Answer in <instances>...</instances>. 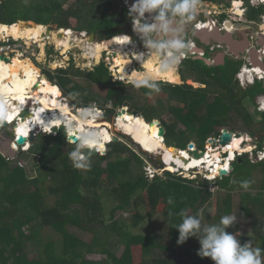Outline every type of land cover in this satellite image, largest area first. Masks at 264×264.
<instances>
[{"label":"trees","instance_id":"obj_1","mask_svg":"<svg viewBox=\"0 0 264 264\" xmlns=\"http://www.w3.org/2000/svg\"><path fill=\"white\" fill-rule=\"evenodd\" d=\"M70 1L5 0L1 3L0 0V24H54L58 29L97 34L125 23L123 15L111 9L112 0H76L74 6L66 9L65 6ZM153 2H161L167 6L168 16L178 19L192 15L188 12L192 5L201 2L220 3L219 0ZM249 2L250 0H246L248 20H259L264 15V7H250ZM73 19L77 27H72ZM199 63L205 66L201 77H206L199 82L209 86L198 90L187 84L114 82L103 62L90 72L77 69L72 64L66 70L59 69L53 74L47 72L46 75L71 104L80 108L88 109L91 104H95L98 109L109 111L113 115L119 108L132 107L148 122L157 118L159 112H168L170 118L161 120L164 122L166 136L169 137L172 131L180 130V127L182 145L177 148L186 151L187 148L181 146L189 145V135L198 140L200 150L203 151L210 138L220 135L217 128L237 126V121L242 120L250 133L254 125L248 110L242 108L240 101L232 95L233 91H229L227 95L224 93L229 89L230 76L235 77L240 66L231 68L221 77H217L216 72L211 77L214 71L211 72L208 65L197 60L184 67V81L194 80L190 74H199L196 68ZM190 66L193 67L191 70ZM207 78L212 81L209 82ZM81 81L87 82L88 86ZM38 83L50 84L42 78L38 79ZM261 83L257 81L243 99L250 98V103L256 102L257 97L264 94V85ZM95 86L107 89L106 95L103 97L93 92ZM153 96H159L157 104L147 105V100ZM109 103L113 106L111 110H107ZM261 118L264 125V113ZM166 136L165 144L171 147V144H167ZM120 137L129 140L125 135ZM126 147L133 153V160L129 159L122 142L117 140L107 146L104 155L103 151L102 155L88 153L76 165L75 158L82 154L78 143H69L67 136L60 133L56 136L39 133L28 151L38 157L35 177L29 176L20 161L8 160L0 152V264H131V249L134 246H139L142 250L143 261L140 264H190L188 261L194 259L197 260L194 264H252L254 259L251 255L248 256V242L244 241L239 245L232 238L237 234L238 227L236 223L228 221L234 211L233 200L237 192L240 197L239 213L253 219L252 237L262 241L259 253L264 256V160L254 164L247 154L238 158L232 174L217 181L219 190L215 194L208 191L205 182L182 178L171 172H166L164 178L157 176L152 181L147 180L143 170L144 159L129 145ZM257 148V151H263L264 140H259ZM239 159L243 166L239 164ZM246 163L263 175L259 191L254 192L256 185L251 169L247 173L241 170L245 169ZM48 182L49 197L58 200L56 207L46 206L48 196H44L39 187V184ZM148 183L156 184L153 191L156 204L160 203L162 196H167L172 198L176 206L190 210L192 216L186 217L184 224L189 231L188 242L179 236L172 217H168L170 241L161 234L156 235L158 233H133L144 221L138 212L131 214L129 218L120 217L133 210L132 207L139 200L142 201L144 185ZM215 198L217 210L212 218L211 207ZM106 203L112 204L109 217ZM202 212L208 222L210 219L217 221L215 225H210V230L219 236L216 244L208 241L210 235L201 229L204 224L201 228L192 224L193 216ZM148 216L151 217V214ZM107 221L109 225H106ZM101 223L105 224L109 237L95 234L89 242L71 231L72 228L93 231L90 225ZM46 234L49 235L45 236ZM111 234L118 238L116 245L123 248L120 256L111 249ZM57 243L62 245L61 253L57 252ZM89 254H99L105 259L92 261L88 259Z\"/></svg>","mask_w":264,"mask_h":264},{"label":"rangeland","instance_id":"obj_2","mask_svg":"<svg viewBox=\"0 0 264 264\" xmlns=\"http://www.w3.org/2000/svg\"><path fill=\"white\" fill-rule=\"evenodd\" d=\"M148 2H150V1H148ZM219 2L221 3L222 8H224V7L227 8L228 4H231V7H228L229 8L228 13L230 15H233V11L237 12V10H234V6H233L234 0H219ZM220 3L215 4V3L201 2L194 9H192L190 11L192 15L185 17V19H183V20H181V19L178 20L179 21V27L182 29V30H180V37L182 38V40L184 42H188V40L190 39L189 31L193 30L194 25L197 24L201 20L202 21L206 20L205 13L207 12V9H214V6L216 7V5H218ZM75 4H76V0H71L65 6V8L66 9L70 8L71 6H74ZM118 4L121 5L120 0H119ZM153 6H154V4H153ZM259 6H260L259 8H262V6L264 7V4H261ZM123 8H124L125 13H126L124 20L128 19V22H129L131 20L130 19L131 14H128V11L125 7H123ZM245 8H246V6H245ZM112 9L114 11H116L114 8H112ZM237 15L241 16V15H239V13H237ZM241 18H243V17H241ZM263 20H264V18H263ZM263 20H262V22H263ZM23 23H26V22H23ZM29 23H33V22H29ZM71 25H72V27H77V23L74 19L71 20ZM189 26H192V27H189ZM46 27L48 28V30H51V32H60V30H61V29H58V27L54 24H50ZM241 27H243V26H241ZM115 29L116 28H114V30ZM229 30H232V29H229ZM126 34H122V35H126ZM90 40L85 39V40H83L84 42H81L82 41L81 39L80 40H77V38L71 39V42H70L71 50H69L66 54H63V49L61 47L62 45H60V43L59 44L54 43V42L50 41L48 38L44 42V44H45V46H44L45 56L43 58H40V54H41L40 44H32V45L28 46L25 42V45L27 47H26V54L24 56L23 55L22 56L17 55V54L13 55V53H10L7 56L6 55H3V56L8 57L10 59L8 62H11V60H16V59H20L22 61H30L31 60L34 63V65L37 67V69L40 70V72H41L40 75H41L42 79H44L43 76L46 75L47 72H50L53 74L54 72H56L59 69L66 70L72 64H74L75 68H77V69L80 68L82 71L90 72L96 66H99L103 62V63H105L106 67L108 68V70L110 72H111V70L109 69V67H110L109 64H111L110 68L112 70H114V68L116 67V64H115L116 58L115 57H116L117 50H115L114 47H112V49L107 48L105 50L108 51V55L105 53L106 51H104V53L99 56L98 52L95 51L94 46L91 44L92 42H90ZM86 41H88V43L91 44V46H89V44H87ZM107 41H109V40H104L101 42L100 39H96L93 44L105 43ZM3 42H5L4 39L2 37H0V46L4 45V44H2ZM197 44L199 46H202L198 41H197ZM164 47H169V46H168V44H161V46H159V50L161 48H164ZM123 50L125 52H128L126 45H123ZM156 52H157V50H155L151 47L140 48V51L136 52L134 54L135 60L133 59L132 55L129 54L131 59H133L134 62L131 60L132 65L129 68L128 77H126V78L122 77L115 70L114 73L111 72V74L114 78L113 81L115 82V81L125 80V81L130 82V79H131V80L135 81L134 84H139L142 82H150V83L162 82V83L168 84V85H182L181 80L179 79L178 76H176V74L179 73V70H180L179 66L181 64L177 65V68H175L176 64H174L173 60H168V61L163 60L162 51H160V54H161L160 60L161 61H160V63L158 62V65H156L155 64L156 62L153 59V58H156L158 56V54ZM146 53H148L149 58H145ZM104 54H105V56H103ZM214 56H215V54H214ZM138 58H141V59H138ZM192 58L195 59V61H197L198 59H202V57H200L199 54L193 55ZM206 58H208V59L213 58V55L210 53L209 49H207ZM148 60L154 61V63H152L150 61H149V63H147L146 61H148ZM138 61L139 62L143 61V64L139 65L138 63H136ZM177 63L179 64L180 61L178 60ZM133 64H134V68H133ZM160 64H164L167 67L169 64V66L172 69H174V72H175L174 81L167 79V77L165 76L166 73L160 74L161 70L160 71L158 70ZM205 65H207V64L205 63ZM181 66H183V64ZM184 67H187V64L184 65ZM204 67L205 66L202 63H199L198 67H196L199 74L198 75L190 74V77L193 78L194 80H198V81H202V79H206V77H204V78L201 77V75L204 71ZM192 68L193 67L190 66V70ZM132 69L134 71L131 72ZM155 71H157V72H155ZM166 72L169 74L168 70H166ZM180 73H181V78H182V71H180ZM149 74L151 77L148 78ZM120 76L123 78V80L119 79ZM138 78H141V82H138V81H140V80H138ZM44 80H46V79H44ZM46 81L49 82L50 80L48 79ZM81 82L84 85L88 86L87 82H84V81H81ZM37 83H38V81H37ZM131 83H133V82H131ZM44 84H46V83H44ZM187 84L189 86H192L196 90L200 89L199 86L197 87V85H192L190 83V81H188ZM53 86H55V85H53ZM93 92H95L96 94L102 95L104 97L107 93V89L95 86ZM61 94H62V96L59 98V105L60 106L64 105L63 107H65V109L71 115H73L77 119H82L83 121H86V122L98 121L99 126L101 125V127H98V129L95 126H91L89 128L84 127L85 129L91 130V131H101L103 129H107L112 134V139L117 138V140L122 142V145H123L125 151L128 153L129 159L133 160V156H132L133 153L126 147V145H129L133 151H135L137 154H139L144 159V161H145L144 164L148 163L151 166L157 165L156 160L158 159L159 155L155 154L153 152H149L147 150H145V151L148 152V154L144 153L143 150L141 149V147L134 143L133 140L135 137H134L133 133L130 132L123 125V122H120L123 120H122V115H119V113L123 108H119V109L115 110V113L113 115L110 113H107L109 111L104 112V111L98 109L95 104H91V106L88 109H84V108H80V107H77L76 105L71 104L70 101L64 97L63 93H61ZM157 97H159V96L150 97L147 100L148 101L147 105L155 106L158 102V99H159ZM30 102H31V105H33V106L35 105V103H33L34 101L31 100ZM30 102H28L29 105H30ZM255 105H256L255 102L250 103L249 100H247V99L243 102V105H242V108H244V109L246 108L248 110L249 115L251 116V118L253 120L254 127L251 129L250 133H249V128H247L244 125V122L242 120L237 121L238 122L237 126H231L228 128H217V131L220 132V130H227L229 132H234L236 134L242 133L243 135H245V134L249 133L251 135H255L256 139L254 141V144L257 146L259 143L258 139L261 136H264V125H262L263 121H262L261 115H259L257 113V108L255 107ZM50 106H53V105H50ZM66 106H68V107H66ZM124 108H128L130 112L135 111L134 109H132V107H124ZM25 109L26 110L27 109L32 110V108H30V107L29 108L25 107ZM111 109H113V106L109 103L107 110H111ZM51 111L52 110L45 111L46 112L45 115H49L51 113ZM55 111L57 113H59V110H55ZM71 112H73V113H71ZM138 113H139V116H141L139 111H138ZM169 118H170V114L168 112H163V114H162V112H159L158 117L155 119H158V121H160V123H161V126L164 127L163 126L164 122H162V121L168 120ZM179 129L180 130L170 132L169 137L166 136L168 139L167 144L176 145L177 147H180V145H182L180 143V141H181L180 137H181L182 131H181L180 127H179ZM45 130L47 131V129H45ZM20 131L23 132L24 134L26 132L25 129H20L19 126L15 127L13 125L6 126L4 129H0V152L8 160L17 159L18 161H20V163L28 171L29 176L35 177L36 176V167L38 164V157L30 154V152H24V150H22V147L25 144L22 146H18V147L14 146V144H16L15 136L20 137L21 136ZM31 133H33V132H31ZM39 133H41V131H35V136H37ZM57 134H58L57 132H53L51 135L56 136ZM122 134L130 136V137H126L129 140L121 138L120 136H123ZM257 137H258V139H257ZM26 138L28 140H30L29 139L30 137H26ZM131 138H133V139H131ZM238 138H241L244 141V143L249 142L248 140H246L245 136H241ZM35 139H36V137L34 138V140ZM112 139L110 141H112ZM211 139H213V137ZM80 140H81V138L79 139L78 144L80 146H82L80 143L81 142ZM188 140L191 141L189 143V145L194 144L197 147V149L200 150V145H199V142L196 138L188 135ZM69 143H71V142H69ZM185 143L187 144V142H185ZM71 144H73V143H71ZM29 146H30V144L28 145V147ZM188 146L187 147L181 146V148H184V149L187 148L188 149ZM247 146L249 148H251V151L249 150L246 153L244 152L243 156H245L247 154L251 160H255V162L258 163L257 157L254 155L257 152L255 146L247 144L245 147H243V146L242 147L245 149ZM209 148H210V153H214L216 151L214 149H211V146H209ZM204 149H206V146ZM82 152H83V149H82ZM77 154L78 153H76V155ZM99 154L102 155L101 153H99ZM78 158H80V157H76L75 161H77ZM239 164L241 166H243L242 163H239ZM244 167H245V169H241L242 172H244V173H247L248 170L251 169L250 173H253L254 179H255V185H256L254 192L259 191L260 183H261V179H262L263 175H261L260 172L256 171L254 168H251L248 163H246L244 165ZM143 170H144V172H146L145 171V165H143ZM143 170L140 171L139 173H142ZM161 174H163V173H161ZM188 176H189V174H186V176H184V178H187ZM154 186H156V184L155 185H150V183L145 184L144 189H143L144 191L142 194V198H143L142 201L143 202L141 200H139L138 203L134 204V206L132 207L133 210L126 212L125 214H123L120 217L121 218H129L132 216L131 214H133V213L135 214L138 212L144 218V221L140 225L139 228H136L133 230V233H135V234L136 233H140V234H142V233H148V234L158 233L156 235L161 234L165 238H168L169 241H170L171 234H170V225L168 223V217H170V218L172 217V221L175 224V227L179 233V236L181 237V239L184 238L183 240H185V242H188L189 241V238H188L189 231H188V229L185 228L184 224H185L186 217L192 216V213L190 212V210H188L186 208L176 206L171 197L162 196L160 203L156 204L154 197H153V191L155 188ZM39 187L41 189V193L44 196H48L46 199V206L47 207H56L58 205V200L56 198L49 197L50 196L49 191H48L49 182L47 184H44V185L41 183V184H39ZM222 194L224 195V193H222ZM234 196L235 197H234L233 201H234L235 207H234L233 214H232V216H230L228 218V221L230 223H236L238 228L236 229L237 234L233 235L232 238L236 242H238L239 245L244 241L248 242V243H246V247L248 250V256L251 255L254 259V262L252 264H264V256L260 255L261 250H262V245H261L262 241L260 239H256V238L252 237L253 222L254 221L251 217H244L239 213V207H240L239 193L238 192L235 193ZM134 201H137V200L134 199ZM216 202H217V198L213 199V201H212L213 205L211 207L212 218L215 217V215L213 216V214H215V211L217 210L216 209ZM111 205L112 204H110V203H106L105 207H106V210H108L107 211V214H108L107 217H109L108 212H109ZM148 214H151V217H149ZM203 214H204V212H202L200 215L193 216L192 224L197 225L199 228H201L202 225L204 224V227H202L201 229L204 230V232H206L207 235H210L208 241L212 244H216L219 241L218 240L219 236L210 230L211 229L210 225H215V223L217 221H213L212 219H210L209 220L210 222H208L206 220V218H204L205 216ZM107 217H106V219H107ZM104 225L105 224H102V223L99 225H96V224L92 225L91 224L90 227L93 228V231L79 230V229H74V228H72L71 231L73 233H75L76 235H78L79 237L90 242L93 239V237L95 236V234H97L98 236H101V237L102 236L106 237L108 235V237H109V234H108L106 228L104 227ZM106 225H109V221H107ZM47 232H49V231L47 230ZM47 235H49V234H46L45 236H47ZM168 240H166V241L168 242ZM110 241H111L110 243L112 244L111 249L114 252H116V254L118 256H120L123 252V248L116 245L118 242V238L114 234H111L110 235ZM131 250H132V262H131V264H140L143 261V255H142L141 248L139 246H134V247H132ZM57 252L58 253L62 252V245L59 243H57ZM88 259L92 260V261H101V260H104L105 257L101 256L99 254H89ZM195 260L196 259L189 260L188 262L190 264H194ZM196 262H197V260H196ZM238 264H240V263H238Z\"/></svg>","mask_w":264,"mask_h":264},{"label":"bare ground","instance_id":"obj_3","mask_svg":"<svg viewBox=\"0 0 264 264\" xmlns=\"http://www.w3.org/2000/svg\"><path fill=\"white\" fill-rule=\"evenodd\" d=\"M262 1L264 2V0ZM233 6L238 7L240 4L236 3ZM137 9L138 7L133 8V10ZM236 13H239V15L242 16L240 9H238ZM48 32L49 30L47 27L36 25L34 23L26 24L20 22L12 26L0 25V37L3 39L12 38L14 40H21L26 42L28 46L32 44H40V58L45 56L44 42L48 38L50 41L62 45L63 54H66L71 50V33H66V30L51 32V34ZM59 34H61V37H59ZM126 42L127 38L121 40L119 37H113L105 43H91L99 56L104 52L103 50L107 48L112 49V47H114L115 50H117L115 57L116 67L114 69L118 70L117 73L124 78L128 77L129 68L132 65L131 58L128 56L129 54L123 50V45H125ZM156 58L158 60L155 64L158 65V62L160 63L161 60L159 56ZM149 61L152 62L151 60L146 62L149 63ZM255 67L258 74L262 75V73H260L261 71L259 72L258 70L259 68L257 66ZM161 68H166L169 72V78L174 80V78H172L174 70L171 67H167L163 64ZM40 74V70L37 69L31 60L22 61L16 59L11 60V62H0V121L5 120L9 124L19 118V123L15 127L19 126L20 129H25V134L20 131L21 136L25 137H31L35 131L53 133L58 128L65 127L69 134L75 135L79 139L81 138V145L88 148L97 146L96 148H98V151L102 152L103 150L99 147H101L102 144H108L112 139V134L107 129L101 131L85 129L84 127L89 128L91 126H95L98 129L101 125L99 126L98 121L86 122L82 119H77L71 115L65 107H63L64 105L60 106L59 98L62 96L60 88L48 83H37L38 79L41 78ZM37 85L39 87L36 89ZM31 100L34 101L33 103H35L36 106L29 105L28 102ZM50 105H53L54 107ZM29 106L32 107L31 111L33 112V115H30L26 119H22V114L26 110L25 107ZM47 110H52L49 115H45V111ZM55 110H59V113ZM122 120L123 121L120 122H123V125L133 133L135 137L133 141L139 143L143 151L147 150L158 155L161 154L164 156V162L167 164H174L186 170H188L187 168L192 169L206 164V169L208 171L212 170V173L217 175L223 167H226L225 169L227 171L232 168L231 162L234 157H236V152L246 153L249 150L251 151V148L248 146L245 149L242 146H239L244 142L242 139L233 137L231 146L226 148V151H231L230 158L228 161L225 160L226 165H222L221 154L218 153V150L214 153H210L209 151L207 156L204 155L199 159H195L187 151L180 152L172 147H168L165 144V140L159 136L158 127L150 128L142 118H136L129 114H124L122 115ZM44 128L47 129V131ZM26 145L27 144L24 146Z\"/></svg>","mask_w":264,"mask_h":264},{"label":"built area","instance_id":"obj_4","mask_svg":"<svg viewBox=\"0 0 264 264\" xmlns=\"http://www.w3.org/2000/svg\"><path fill=\"white\" fill-rule=\"evenodd\" d=\"M128 0H124V3L126 4L125 6L128 7V9L130 11H132L133 13L136 12V10H133V8H130L129 5H128ZM236 3H239L240 6L238 7H235L234 6V10H238L240 9L241 12H242V15H245L247 9L245 8V0H234L233 2V5L236 4ZM250 6L251 7H258L259 5L261 4H264V2L262 0H250ZM197 5H192L191 7L194 9ZM220 7L221 5H216V7H214V9H210L211 12L209 13V15L211 17L215 16L216 14H219L220 12ZM135 8V7H134ZM139 10V12L142 14L141 10L140 9H137ZM236 12L233 11V15H235ZM209 16V17H210ZM231 18V17H230ZM233 18V16H232ZM264 18V17H263ZM150 26V27H148ZM208 26V24H206L205 22H202V21H199L197 24L194 25V28L193 30L190 32V39L188 40V42L185 43V46L184 48H175V47H172L169 48V49H165L164 52H163V56H164V59L165 61L167 60H172V59H176L177 61L179 60L180 62L183 61L184 59H186L188 56H193L195 54H197L195 51L196 50H199V55L201 57H205V54H204V49H202L198 44H197V39H196V33H197V30H200L202 28H206ZM152 28V25L151 24H148L143 18H140L138 17L137 15L132 19V24H131V31L130 32H127V36L125 35H121L119 36V38L121 40H124V38H127V42L125 43L126 45V48L128 49L127 51L129 52L130 55H132L133 59L135 60V56L134 54L136 52H139L140 51V48H144V47H147V41L150 40L151 38V33H150V29ZM66 29H61L60 31H64ZM66 33H71V36H72V39L73 38H77V40H89L90 39V34L86 31H83V32H79L77 30H74V29H67L66 30ZM5 42H3L2 46H0V54L1 55H9L10 53H13V55L15 54H22L23 56L26 54V45H25V42L24 41H21V40H14V39H10V38H6L4 39ZM84 42V41H83ZM87 44L88 41H86ZM93 44V43H92ZM91 46V45H89ZM216 48L217 46L216 45H212L210 47V51L212 52V54L214 52H216ZM181 49V51H180ZM103 51H106V50H103ZM104 53V52H102ZM107 55H108V51L105 52ZM158 53V51H157ZM189 53V55H188ZM129 55V58H131ZM214 55V54H213ZM158 56L159 58H161V54L158 53ZM148 57V53L145 54V58ZM102 59V58H101ZM133 59H131L133 61ZM134 62V61H133ZM138 63L139 65L143 64V61L141 62H136ZM176 63V61H175ZM135 64V63H134ZM134 64H133V68H134ZM109 66L111 67V64H109ZM109 67V69L111 70L112 73H114V70H112L111 68ZM118 70H116L117 72ZM132 71H134L132 69ZM252 72H257L256 69H249V68H243L241 70V72L238 74V77H239V80L241 82V84L243 85V87H246L248 86V84H245L244 80H243V76H247L249 78H253V75H252ZM258 81L259 82H264V77L263 75H259L258 76ZM254 83V81L252 82ZM255 85V83H254ZM258 105H257V113H263L264 112V94L260 95L258 98ZM222 132L223 130H220V135L218 137H213V139H209V140H212L213 141V145L211 146V149H214V150H218V153L221 154L220 157L222 159V165H226V162L225 160L228 161V159L230 158V150H227L226 151V148H229L231 146V142H229L228 144L226 145H221L220 141H219V137L222 135ZM233 134H235L234 132H231ZM246 137V140H248L249 142H246V143H242L241 146L245 147L247 144H251L253 145L254 144V141H255V136H252L251 134L247 133L245 135H243ZM209 148V147H208ZM206 148L204 151L206 152L205 155L207 156L210 149ZM256 150H258L257 146H255ZM178 149V148H177ZM180 152L182 150L178 149ZM191 150H198L197 147L194 145L193 149ZM190 149H186V151H191ZM198 151H201V150H198ZM228 155L226 159H224V155ZM243 155V153H239V152H236V156L237 157H241ZM256 157H257V161L258 162H261L264 160V148H263V151H257L256 154H254ZM82 157V156H81ZM253 157V156H252ZM156 166H151L150 164H144L145 165V175H146V178L147 180L149 181H152L154 180L157 176L158 177H161V178H164L165 177V173L166 172H171L175 175H178V176H181L182 178H184V176H186V174H191V176H188L187 178H191V179H200V181L202 182H205L206 180L209 182L208 184V191L210 193H216L218 190H219V187L218 185L216 184L218 180H222L223 178H226V177H229L233 170H234V167H232L231 169L232 170H229L228 169V173L226 176H221L220 173H218L217 175L213 174L212 173V170H210V172L207 174V173H204V167H206V164H203L202 166H197L195 168H187L189 172L187 173H183V171H181L180 167H174L175 165L174 164H167L166 162H163L161 164V162L158 161V159L156 160ZM234 162H231V165H233ZM226 167H223L221 170H226L225 169ZM186 170V169H185ZM220 170V171H221ZM163 173V174H161ZM201 176V177H200Z\"/></svg>","mask_w":264,"mask_h":264},{"label":"flooded vegetation","instance_id":"obj_5","mask_svg":"<svg viewBox=\"0 0 264 264\" xmlns=\"http://www.w3.org/2000/svg\"><path fill=\"white\" fill-rule=\"evenodd\" d=\"M120 1H121V5L118 4L119 0H112V2L110 4V7L112 6L111 9L114 8L119 15H121V16L123 15V17H125L126 13H125V10L123 8V7H125L127 9V11H128V14H131V18H130L131 20L129 22H128V19L124 20V22H125L124 25L116 28L115 30H114V28L110 29V30H112L114 32V34H115L114 37H119L120 35L125 34V32H128L130 30V28H131L132 19L135 16V13L130 11L128 9V7L125 6L126 4L124 3V0H120ZM128 1L130 2L131 0H128ZM139 1L141 3H143V4H145L147 7L151 8V9L156 7V6H158V5H164L161 2H158V3L153 2V0H139ZM148 1H150V2H148ZM153 4H154V6H153ZM218 5H221V3L218 4ZM228 7H231V4H228ZM228 7L227 8H225V7L222 8V6H221L219 14H216L213 17H211L209 15L211 10L207 9V12L205 13L206 20H203V21L206 24H208V25L210 23H212V22L216 23L217 27H219V29H220L222 34H226V33L230 32V33L233 34V36H234V38L236 40L244 42L245 45H247V46L237 56L236 54L231 53V51H230V49L228 48L227 45L212 41L208 46H204V54L206 55L207 49H209V51H210V47L212 45H216L217 46L216 52H214L213 54H215L216 57H218L220 55H223L225 59L222 62H220V63L215 62L214 60H215L216 57L210 51V53L213 55V58L210 60V62L212 63L211 65L206 62V59H207L206 57H202V59H198V60L204 61L208 65V67L211 69L210 71L211 72L214 71V73H212L211 77L215 76V72L218 74L217 77H221L224 73H227L231 68L233 69V68H237V67L240 66L239 71L235 75V77L232 78V76H230L231 79H230L229 89H227L224 93L227 95L229 93V91H233L232 95L235 97V99L237 98V100H239L240 103L243 105V102L246 99L250 100V98H244L243 99V97L246 95L247 91H249V90H251L253 88V86H249L248 85L246 87H243V85L240 84V82H239V80L237 78V75L245 67L246 68H250V69H256V67L251 63V56H254V58H255V60L257 62V67L259 68L258 70H259V72L261 71L260 73H262V75L264 77V20L262 18L264 15L261 16V18L259 20L249 21L248 18H247L248 9H247L245 15L238 16L237 13H236L233 16V15H230L228 13V10H229ZM259 7L260 6H258L256 8H259ZM192 9H193L192 7L188 8V12L190 13V11ZM168 13L169 12H168V7H167V14H166L165 18L171 19V17L168 16ZM111 14H113V12H111ZM232 16H233V18H232ZM241 17H243V18H241ZM175 19L183 20L185 18H180V19L175 18ZM262 20H263V22H262ZM228 22H231L233 24L232 30H229V28L226 26V23H228ZM241 26H243V27H241ZM44 27H46V26H44ZM148 27H150V26H148ZM189 27H192V26H189ZM178 29H179V36H180V30H182V29L179 27V21H178ZM191 31H189V33ZM150 33H151V38H150V40H148L146 42L147 43V47L148 48L151 47V48H153V49H155L157 51H164L165 47L161 48L159 50V46H161V44H168V43H166V41H162V40H161V42H156L155 39L157 37V34L153 31V28L150 29ZM158 37L161 38L160 36H158ZM96 39H98V38H96ZM104 39H106V38H104ZM106 40H110V39H106ZM102 41H104V40H102ZM180 42L182 44V48H184L186 42H184L182 39H180ZM168 46H169L168 48L172 49V46H170L169 44H168ZM177 48H180V47H177ZM62 49H63V47H62ZM181 49H180V51H181ZM188 55H189V53H188ZM138 59H141V58H138ZM175 61H176V63H175ZM194 61H195V59H193L192 56H188L186 59L181 61L179 64L177 63V60L174 59L173 62H174V64H176L175 68H177V65H180V64L182 65L183 64V66H181V65L179 66L180 70L178 69L179 73H177L176 76L179 77V79L181 80L182 85L183 84H187V82L190 81V83L192 85H197V87H198V84H200L201 85L200 88H203V89L204 88H208V86H209L208 84H202L201 82L195 81V80H185L184 81L183 78H181L180 71L184 70V65H186V64H187V66L191 65V62H194ZM162 65L163 64H161L159 66V69H158L159 71L161 70L160 74H162V73L165 74L166 73L165 76L167 77V79L171 80V78H169V76H168V73L166 72L167 69L166 68H161ZM168 67H170V66H168ZM155 72H157V71H155ZM174 75H175V72H174ZM174 75H173L172 78H174ZM258 76H259L258 72H254V77L257 80H258ZM149 77H151L150 74L148 75V78ZM207 79H208L209 82L212 81L211 78H207ZM171 81H174V80H171ZM261 84L264 85V82H262ZM203 86H205V87H203ZM218 87L220 89L222 88L220 86H218ZM138 118H141V117H138ZM252 136H255V135H252ZM261 138H263V136H261L259 139L257 137L258 140H262ZM239 146H241V145H239Z\"/></svg>","mask_w":264,"mask_h":264},{"label":"water","instance_id":"obj_6","mask_svg":"<svg viewBox=\"0 0 264 264\" xmlns=\"http://www.w3.org/2000/svg\"><path fill=\"white\" fill-rule=\"evenodd\" d=\"M4 1L5 0H1V3L4 2ZM128 5L130 6V8H134L135 6H137L138 9H140L142 11V14H141L139 12V10H136L135 14L138 17L143 18L148 24L152 25L153 31L157 34V37L155 39L156 42H161V40H162V41H166V43H168L172 47H175V48L180 47V48H182V44H181L180 39H179L178 20L175 19V18H171V19L165 18L166 14H167V6L158 5V6H156V7L151 9V8L147 7L145 4L141 3L139 0H131L130 2H128ZM26 23L29 24V22H26ZM226 26L229 29H232L233 24L231 22H228V23H226ZM48 33L51 34V30H49ZM114 36H115V34H114V32L112 30H102V31H99L97 34H91L90 35V39H91L90 42L94 43L96 38L111 39ZM158 36H160L161 38H159ZM59 37H61V34H59ZM196 39L200 42L201 45H204V46H208L212 41L217 42V43L225 44L230 49L231 53H234L237 56L247 46V45H245L244 42L236 40L234 38L233 34L230 33V32L226 33V34H222L220 29H219V27H217V24L214 23V22L210 23L206 28H202L200 30H197ZM103 56H105V54ZM224 59H225L224 56L220 55V56H218L217 60L215 59V62L220 63ZM9 60L10 59L8 57H5V56L0 54V62L1 61L8 62ZM206 62L208 64H210V65L212 64L210 61L206 60ZM251 63L254 66H257V62H256L254 56H251ZM43 77H44V79L48 80V76L47 75H44ZM119 79L123 80V78L121 76H120ZM138 80H140L138 82H141V78H138ZM123 82H128V83L133 82V83H135L134 80H130V82L123 80ZM49 83L51 85H53L51 81H49ZM198 86L200 87L201 85L198 84ZM38 87L39 86L37 85L36 89ZM203 87H205V86H203ZM30 104H31V102H30ZM30 108H32V107H30ZM107 113H109V112H107ZM124 114H129L130 116H133V117H136V118L141 117L143 120H145V118L143 116H139V113L137 111L130 112L128 108H123L120 111V113H119V115H124ZM30 115H33V112L30 109H27V110L24 111V113L22 114L21 118L22 119H26ZM147 123L149 124L150 128L158 127L159 136L162 137L165 140L166 131H165V128L161 126V123H160V121H158V119H154L153 121L147 122ZM7 125H8V123L5 120L0 121V126L5 127ZM55 132L63 134V135H66L68 141L73 143V144L77 143L79 141V138L77 136H75V135L69 134V132L65 129V127L58 128ZM43 135L44 136L50 135V133L43 132ZM125 136H127V135H125ZM241 136H243L242 133L233 134V133H231V132H229L227 130H223L222 135L219 137V141H220L221 145H226V144H228L229 142L232 141L233 137H241ZM35 137H36L35 134H32V137L29 140L30 143H32L34 141ZM127 137H129V136H127ZM27 141L28 140H27L26 137L20 136V137L17 138L16 144H14V146L15 147L22 146V145L26 144ZM113 141H117V138H114ZM134 143L136 145L140 146V144L137 143L136 141ZM212 145H213V141L212 140H208V142L206 144V148H208L209 146H212ZM106 146L107 145H105V144L101 145L100 149L103 150V153H102L103 155L106 153V151H105L106 150ZM81 147L83 149L82 155H84V156H86L88 153H90L91 155H97L98 154V148L91 149V148H88L86 146H81ZM171 147L176 149V150H178L176 145H172ZM193 147H194V144H190L188 146V149L191 150V149H193ZM143 152L148 154V152H146V151H143ZM189 153L195 159H199V158H201V157H203L205 155V151H198V150L189 151ZM161 160H162V155H160L158 157V161L160 162ZM238 162L241 163L242 160L239 159ZM252 162L254 164L257 163V162H255V160H252ZM79 163H80V161L78 159L76 161V165H79ZM227 173H228L227 170H221L220 171L221 176H226ZM205 183L208 184L209 182H205Z\"/></svg>","mask_w":264,"mask_h":264},{"label":"clouds","instance_id":"obj_7","mask_svg":"<svg viewBox=\"0 0 264 264\" xmlns=\"http://www.w3.org/2000/svg\"><path fill=\"white\" fill-rule=\"evenodd\" d=\"M245 2H246V0H245ZM249 4H250V3H249ZM197 5H198V4H197ZM245 5H246V8L248 9L247 3H245ZM135 7H136V6H135ZM250 7H251V6H250ZM135 16H136V14H135ZM135 16H134V17H135ZM134 17H133V18H134ZM131 24H132V22H131ZM130 31H131V28H130V30H129L128 32H130ZM126 33H127V32H126ZM126 33H125V34H126ZM90 35H91V34H90ZM127 35H128V34H126L125 36H127ZM120 36H121V35H120ZM116 38H117V37H116ZM197 41H198V40H197ZM199 43H200V42H199ZM200 47H201L202 49H204V45H202V46H200ZM165 49H169V48H168V47H165ZM165 49H164V50H165ZM163 52H164V51H162V56H163ZM195 52L198 54V53H199V50H198V51L196 50ZM158 53L160 54V51H158ZM158 53H157V54H158ZM102 54H103V53H102ZM148 57H149V56H148ZM148 57H147V58H148ZM205 57H206V55H205ZM160 59H161V58H160ZM163 60H165V59H164V56H163ZM172 60H174V59H172ZM206 60H207V61H208V60L210 61L211 59H208V58H207ZM167 61H168V60H167ZM249 69H250V68H249ZM252 75H253V78H249V77H247V76H243V80H244L245 84H248L249 86H255V85H256V83H257L258 80L254 77V72H252ZM237 78H238V80H239L238 75H237ZM253 81H254L255 85H254V83H252ZM239 82H240V80H239ZM240 84H241V82H240ZM61 93H62V92H61ZM258 97H259V96H258ZM258 97H257V98H258ZM257 105H258V100L256 99V106H255V107H257ZM30 110H31V109H30ZM72 113H73V112H72ZM263 113H264V112H263ZM263 113H258V114L261 115V114H263ZM18 123H19V118H17L14 122L9 123L7 126H10V125L17 126ZM5 127H6V126H5ZM115 127H116V126H115ZM2 128H4V127H3V126H0V129H2ZM41 133H43V132H41ZM33 134H35V132H34ZM51 134H52V133H50V135H51ZM14 135H15V134H14ZM122 135H124V134H122ZM31 137H32V135H31ZM31 137H30V138H31ZM126 137H127V136H126ZM129 137H130V136H129ZM15 138H16V137H15ZM30 138H29V139H30ZM16 140H17V138L15 139V142H16ZM27 140H28V139H27ZM262 140H264V138H263ZM29 142H30V141L28 140L27 143H26L27 145L22 147V150H24V152H28V151H29L30 147H28V145L30 144V146H31V143H29ZM78 142H79V141H78ZM78 142H77V143H78ZM112 142H113V139H112V141H110V142L107 144V146H108L109 144H111ZM253 145L256 146L255 144H253ZM82 146H83V145H82ZM107 146H106V148H107ZM81 148H82V147H81ZM105 151H106V150H105ZM203 151H204V150H203ZM99 153H102V152H99V151H98V154H99ZM160 155H161V154H160ZM160 155H159V156H160ZM81 156H82V157H81ZM227 156H228L227 154L224 155V159H226ZM242 156H243V155H242ZM242 156H241V157H242ZM79 157H80V158H78V159H79V161L81 162V161L84 160V157H85V156H84V155H80ZM163 157H164V156L162 155V160L160 161L161 164L164 162V158H163ZM238 158H240V157H237V156L234 157V159H233L232 162L235 163V162L238 160ZM232 166L234 167V164H233ZM174 167H177V166L175 165ZM180 169H181V171H183V173H187V172H189V171H187V170H185V169H182V168H180ZM203 169H204V170H203L204 173H207V174H208V173L210 172V170L208 171V170L206 169V167H204ZM189 176H191V174H189ZM200 177H201V176H200ZM188 179H191V178H188ZM191 180H196V179H191ZM205 182H208V181L206 180ZM205 184H206V183H205Z\"/></svg>","mask_w":264,"mask_h":264},{"label":"crops","instance_id":"obj_8","mask_svg":"<svg viewBox=\"0 0 264 264\" xmlns=\"http://www.w3.org/2000/svg\"><path fill=\"white\" fill-rule=\"evenodd\" d=\"M179 39H182L180 36H179ZM216 57V56H215ZM216 60L218 59V57L215 58ZM155 62L158 60L157 58H154ZM215 61V60H214ZM152 63H154V61H152Z\"/></svg>","mask_w":264,"mask_h":264}]
</instances>
